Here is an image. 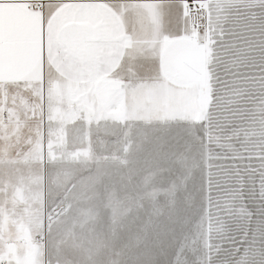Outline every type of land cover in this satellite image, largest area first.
<instances>
[{"label":"rangeland","instance_id":"374dc122","mask_svg":"<svg viewBox=\"0 0 264 264\" xmlns=\"http://www.w3.org/2000/svg\"><path fill=\"white\" fill-rule=\"evenodd\" d=\"M101 1L124 54L89 79L45 61L43 126L0 164V264H264V0L168 12L205 51L187 86L153 0Z\"/></svg>","mask_w":264,"mask_h":264},{"label":"crops","instance_id":"0c3cea01","mask_svg":"<svg viewBox=\"0 0 264 264\" xmlns=\"http://www.w3.org/2000/svg\"><path fill=\"white\" fill-rule=\"evenodd\" d=\"M29 1L0 0V164L43 126L46 60L68 77L89 79L113 69L126 47L122 25L101 0H46L40 11L28 8ZM150 5L158 12L150 40L159 46L160 72L175 84L197 83L206 71L205 51L175 26L176 17L166 26L171 9L177 19L187 11L184 0Z\"/></svg>","mask_w":264,"mask_h":264},{"label":"built area","instance_id":"2783aa9c","mask_svg":"<svg viewBox=\"0 0 264 264\" xmlns=\"http://www.w3.org/2000/svg\"><path fill=\"white\" fill-rule=\"evenodd\" d=\"M207 0H184L188 15L192 18V23L195 29H198L201 25L200 16L205 9ZM44 0H32L29 2L31 9H41L44 6Z\"/></svg>","mask_w":264,"mask_h":264}]
</instances>
